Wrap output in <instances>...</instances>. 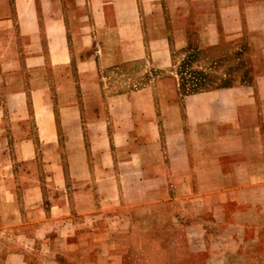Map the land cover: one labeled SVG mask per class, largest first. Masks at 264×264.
<instances>
[{
	"label": "crops",
	"instance_id": "0c3cea01",
	"mask_svg": "<svg viewBox=\"0 0 264 264\" xmlns=\"http://www.w3.org/2000/svg\"><path fill=\"white\" fill-rule=\"evenodd\" d=\"M137 1L118 0L117 33L143 18ZM211 1L213 20L196 32L204 48L231 42L232 57L219 61L228 74L180 98L162 87L173 75H155L118 94L110 122L94 104L99 82L62 76L70 56L53 25L74 33V50L94 41L80 31L78 4L58 16L55 0H0V264H264V0ZM149 2L146 17L183 2V24L193 15L192 0ZM98 17L104 27L110 15ZM167 29L171 41L147 47L170 70L188 40L186 25ZM97 49L78 69L104 66V42ZM158 94L168 103L156 104ZM58 114L68 117L66 146L86 142L94 156H30L32 127L41 142H59ZM7 144L18 156H5Z\"/></svg>",
	"mask_w": 264,
	"mask_h": 264
},
{
	"label": "rangeland",
	"instance_id": "374dc122",
	"mask_svg": "<svg viewBox=\"0 0 264 264\" xmlns=\"http://www.w3.org/2000/svg\"><path fill=\"white\" fill-rule=\"evenodd\" d=\"M150 0H139L140 3L139 11L143 14V18L140 22L133 26L131 29H122L120 33H117L115 28L117 23V17L113 15L114 10L119 6L118 0H79L78 2H71L70 0H64L62 2V8L59 0H55V6L53 10L60 16V12L63 9H69L70 4H78V8L81 13H83L82 19H76L80 24V31L82 35L91 36L93 44L89 48H83L74 50L70 42L72 41L73 32L67 30V28L62 27L59 22L57 28V37L55 40V45L60 47L62 52H67V57L70 56L69 65L63 66L62 76L69 79L73 78L74 81L82 80L88 76H92L93 82L100 83V92H97L95 97V105L99 107H104L105 112L101 111V116L106 117L107 121H114V115L120 112V103L118 100V94L134 89L135 86L143 87L149 82V79L155 75L162 74L163 77L174 76L176 78V84L172 86V81H165V85L162 87L166 90L175 89L176 96L178 98L183 97L190 89L196 87L198 84L202 85H214L217 82L219 76L227 73V67L230 68L229 62H219L224 56L232 57V44H228V47L223 49L215 48H204L202 47V41L199 34L196 32L197 23L200 26L203 23L210 22L213 20V3L211 0H192L193 11L192 16L188 17V20L183 24L182 18L187 12L186 4L183 2L182 6L176 10L169 7L168 4L161 6L157 5L158 19L154 17H146V12L150 7ZM158 3V0H157ZM169 3V2H168ZM103 11L109 14L110 17L106 18V23L104 27H101L102 19L98 17V12ZM207 13L208 16L200 17L201 14ZM199 15V17H198ZM61 19L59 18V21ZM200 23V24H199ZM155 26V30H152L149 26ZM172 25L180 26L186 25L187 29V40L188 47L179 51H172L173 64L169 67L172 71L168 70V67L160 68L151 60L152 51L147 47V43L152 41L154 37L161 36L163 39L171 41L172 35L169 34L167 28ZM116 29V30H115ZM62 30V31H60ZM66 30V31H65ZM137 31V32H136ZM109 35L111 38L112 45H110V40L106 41L102 39V34ZM111 35V36H110ZM46 48H50V38L49 33L44 32L43 34ZM230 41V40H229ZM104 42L106 49L102 54L103 67H97L95 70L88 72L87 70L79 67V62L86 58L91 57L98 50V44ZM135 44H138V48L132 49ZM112 46V47H111ZM201 46V47H200ZM118 47L121 49L118 61L111 65H106L112 63V51H117ZM162 51V49L160 50ZM186 51L187 53H183ZM238 55L234 57H240L239 53H242L239 49L236 52ZM226 54V55H225ZM101 57V55H98ZM107 58V59H106ZM239 63L243 62L241 56L238 59ZM214 61L218 63L215 64ZM237 61V60H236ZM225 63L227 65H225ZM161 75V76H162ZM196 84V85H195ZM160 99L157 97L156 104H167L168 100L166 94L163 96L158 94ZM83 100L82 94H79L78 99ZM110 110V111H109ZM76 112V111H74ZM73 113V112H72ZM69 111L67 112L68 117L72 116ZM76 114V113H73ZM56 116V122L58 123V141L55 140L53 143H43L37 139V130L33 127L29 129L30 136L34 137L32 144L30 145V156H94L92 151H90L88 144H84L75 147L74 149L68 148L64 142L67 139V131L63 128L62 123L65 124L66 118L58 115ZM113 131L112 128L108 130L110 134ZM62 143V144H61ZM81 149V151L78 150ZM5 156H18L19 149L16 145L7 144L4 147ZM33 167V166H32Z\"/></svg>",
	"mask_w": 264,
	"mask_h": 264
},
{
	"label": "trees",
	"instance_id": "16d2710c",
	"mask_svg": "<svg viewBox=\"0 0 264 264\" xmlns=\"http://www.w3.org/2000/svg\"><path fill=\"white\" fill-rule=\"evenodd\" d=\"M195 85H196V84H195ZM192 89H193V88H192ZM192 89H190V90H192ZM190 90H189V91H190Z\"/></svg>",
	"mask_w": 264,
	"mask_h": 264
}]
</instances>
